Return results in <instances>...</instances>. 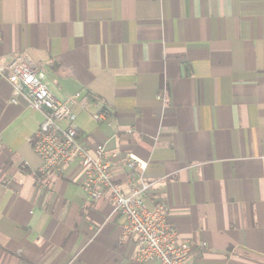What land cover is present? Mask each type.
Listing matches in <instances>:
<instances>
[{"label":"crops","instance_id":"1","mask_svg":"<svg viewBox=\"0 0 264 264\" xmlns=\"http://www.w3.org/2000/svg\"><path fill=\"white\" fill-rule=\"evenodd\" d=\"M19 55L56 98H87L83 140L116 154L124 190L151 184L188 264H264V0H0V64ZM10 94L0 77V264H155L75 162L41 178V117Z\"/></svg>","mask_w":264,"mask_h":264},{"label":"built area","instance_id":"2","mask_svg":"<svg viewBox=\"0 0 264 264\" xmlns=\"http://www.w3.org/2000/svg\"><path fill=\"white\" fill-rule=\"evenodd\" d=\"M0 77L11 87L9 102L17 104L22 98L26 105L41 117L32 146L39 159L38 171L47 179L52 173L61 174L63 169L76 163L79 170V185L91 202L107 198L112 213L126 217L123 237L136 236L135 260H153L155 264H188L190 249L187 242L179 241L168 222V208L164 203L147 209L143 201L144 192L151 184L141 182L138 188L129 191L116 184L111 173L115 153H107L103 144L93 148L87 146L75 126V109L84 110L87 98L79 92L69 94L62 100L48 89L44 71L26 55H19L0 64ZM112 111L101 107L91 114L97 123H109ZM128 165L143 171L145 164L133 155H128Z\"/></svg>","mask_w":264,"mask_h":264}]
</instances>
